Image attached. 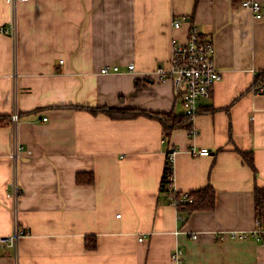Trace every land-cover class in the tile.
I'll list each match as a JSON object with an SVG mask.
<instances>
[{
	"label": "crops",
	"instance_id": "0c3cea01",
	"mask_svg": "<svg viewBox=\"0 0 264 264\" xmlns=\"http://www.w3.org/2000/svg\"><path fill=\"white\" fill-rule=\"evenodd\" d=\"M242 1L25 0L14 9L0 0V115L18 111L0 125V236L12 233L15 207L28 231L17 254L0 247V264H177L176 247L183 264H264L262 236L218 237L252 234L255 188L264 187V82L256 83L264 0L261 19ZM13 19L15 36L1 30ZM194 26L213 40L223 77L187 126L166 137L157 118L75 107L185 114L174 81L157 68L170 66L173 35L185 41ZM171 153L173 187L211 185L213 209L169 201L162 179Z\"/></svg>",
	"mask_w": 264,
	"mask_h": 264
},
{
	"label": "built area",
	"instance_id": "2783aa9c",
	"mask_svg": "<svg viewBox=\"0 0 264 264\" xmlns=\"http://www.w3.org/2000/svg\"><path fill=\"white\" fill-rule=\"evenodd\" d=\"M13 4L14 9L20 1L25 0H8ZM248 2H246L247 4ZM253 6L259 8L257 1L253 2ZM15 19V18H14ZM12 22L11 28L2 27L1 30L5 33H11L16 35L15 22ZM182 20L175 18L172 21V28L177 29L182 26ZM173 50L170 59V67L168 69L163 68L162 65L158 66L157 73L163 77L172 78L175 84V90L182 95L183 107L188 116V122H192L195 115L200 109L201 99L210 95V90L213 85L222 78V71L218 69L214 62V43L212 40L202 37L197 26L191 27L189 30L188 39L185 42H180L176 37L172 40ZM129 68H134V64H129ZM113 70H119V66H113ZM103 73L110 72V68L105 66L102 68ZM18 118L17 114L13 115L14 121ZM190 132L192 136L196 135L198 130L196 127H191ZM191 152L194 155L209 154L208 148H192ZM173 153L169 155L168 161L170 170L165 177V190L169 201L175 204L177 207H185L189 203L195 201V196L192 192L182 191L178 192L173 187L174 185V170H173ZM27 230L19 224L17 220L14 223V231L9 236L0 237V246L13 248L15 254H17V248L21 238L27 234ZM262 229H255L252 234L246 231H221L218 235L219 239L224 240L226 238H239L247 239L249 236L261 237ZM182 248H176L171 258L177 264H183L182 260Z\"/></svg>",
	"mask_w": 264,
	"mask_h": 264
},
{
	"label": "trees",
	"instance_id": "16d2710c",
	"mask_svg": "<svg viewBox=\"0 0 264 264\" xmlns=\"http://www.w3.org/2000/svg\"><path fill=\"white\" fill-rule=\"evenodd\" d=\"M256 83L261 84L264 82V70H261L257 76H256ZM79 109L88 110L92 113H99L103 112L108 114L109 116L113 118H129L134 117L138 115H146L151 118H157L160 119L163 122L164 125V132L166 137H169L171 134L172 129L179 126H187L188 117L186 114L183 115H162L158 114L156 112H151L147 110L142 109H132V108H117V107H110V106H99V107H90V106H75ZM11 121V115H0V125L1 126H7L8 123ZM242 153L245 156V160L250 164L252 169L255 172V175H257V168L254 164L253 156L251 152L242 151ZM170 170L169 161L168 158L166 160L165 168L163 171V179H162V189L165 188V177L168 174ZM81 176L79 175V180H81ZM89 182H93V180H89ZM166 189V188H165ZM163 189V190H165ZM166 191V190H165ZM195 196V201L192 203H189L185 207H181V209H185L190 211L198 210V209H213L215 206V200H216V193L214 188L209 185L205 188H202L198 191L192 192ZM255 216L257 219V225L259 228H263L264 226V187L256 186L255 188ZM262 239L264 241V232H261ZM87 245L89 247H94V245H90L89 242H87Z\"/></svg>",
	"mask_w": 264,
	"mask_h": 264
},
{
	"label": "bare ground",
	"instance_id": "6f19581e",
	"mask_svg": "<svg viewBox=\"0 0 264 264\" xmlns=\"http://www.w3.org/2000/svg\"><path fill=\"white\" fill-rule=\"evenodd\" d=\"M8 1V0H7ZM255 1H257L258 3H259V10L257 11V9L253 6V2H255ZM8 2H10V1H8ZM21 2V1H20ZM246 2H248L247 4H246ZM11 3V2H10ZM19 3V2H18ZM241 5L243 6V7H246V8H249L250 10H252L254 13H255V17L256 18H258V19H261V18H263V14L261 13V2L259 1V0H243L242 1V3H241ZM4 27V26H3ZM200 32V31H199ZM188 36H189V32H188ZM188 36H187V39H188ZM173 37H176L180 42H185V41H183V40H181V39H179V37L178 36H174L173 35ZM172 40H173V38H172ZM213 41V40H212ZM214 43V42H213ZM214 48H215V45H214ZM171 56H172V54H171ZM170 59H171V57H170ZM214 62H215V50H214ZM215 64H216V62H215ZM216 66H217V64H216ZM170 67V66H169ZM169 67H164L163 66V68H165V69H168ZM218 67V66H217ZM158 69V68H157ZM218 69H219V67H218ZM220 70V69H219ZM222 71V70H221ZM222 74H223V71H222ZM222 77H223V75H222ZM222 79V78H221ZM220 79V80H221ZM215 85V84H214ZM213 88V87H212ZM212 88H211V90H210V94H211V91H212ZM177 94H180V93H177ZM182 103H183V100H182ZM184 108V107H183ZM184 112H186V110H185V108H184ZM14 114H17V116H18V111H14L13 113H12V117H11V120H13L14 121V119H13V115ZM18 119V118H17ZM44 119H46V117L44 118ZM17 121V120H16ZM201 155H206V154H201ZM176 190V189H175ZM15 191L17 192L18 191V188H17V186L15 185ZM184 191H188V192H192V191H189V190H184ZM17 197V195L14 193V198H15V203L18 201V199L16 198ZM15 220H17L18 222H19V220H18V217H17V209H16V207H15ZM262 229L263 231H264V226H263V228H259L258 227V225H257V227H256V229ZM13 231H14V228H13ZM13 231H12V233H13ZM11 233V234H12ZM11 234H9V235H11ZM9 235H2V236H9ZM1 237V236H0ZM3 246H5V245H1L0 247H3ZM176 248H179V247H176ZM175 248V249H176ZM182 251H183V249H182Z\"/></svg>",
	"mask_w": 264,
	"mask_h": 264
}]
</instances>
